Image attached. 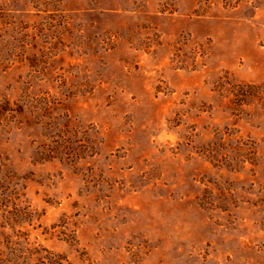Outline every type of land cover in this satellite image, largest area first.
<instances>
[{"label": "rangeland", "instance_id": "374dc122", "mask_svg": "<svg viewBox=\"0 0 264 264\" xmlns=\"http://www.w3.org/2000/svg\"><path fill=\"white\" fill-rule=\"evenodd\" d=\"M240 82L264 0H0V264H264Z\"/></svg>", "mask_w": 264, "mask_h": 264}, {"label": "trees", "instance_id": "16d2710c", "mask_svg": "<svg viewBox=\"0 0 264 264\" xmlns=\"http://www.w3.org/2000/svg\"><path fill=\"white\" fill-rule=\"evenodd\" d=\"M221 85L222 84H219V86ZM233 86L235 89V93H234L235 105L240 106V103L241 102L244 103L246 98L260 100V102H262L261 99L264 97V89L261 91H258L257 85H253V84L246 83V82H240ZM52 257H55V256L53 255ZM61 260H62V257L57 256L55 257V259L50 258L49 260H47V264H60Z\"/></svg>", "mask_w": 264, "mask_h": 264}]
</instances>
